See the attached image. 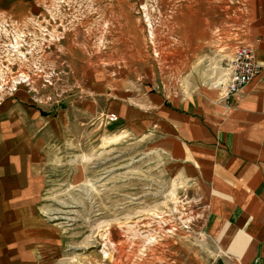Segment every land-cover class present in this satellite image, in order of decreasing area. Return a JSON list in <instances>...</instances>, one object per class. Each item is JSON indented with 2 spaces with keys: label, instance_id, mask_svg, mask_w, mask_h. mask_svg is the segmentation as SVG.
Segmentation results:
<instances>
[{
  "label": "rangeland",
  "instance_id": "1",
  "mask_svg": "<svg viewBox=\"0 0 264 264\" xmlns=\"http://www.w3.org/2000/svg\"><path fill=\"white\" fill-rule=\"evenodd\" d=\"M248 2L0 0V264H210L203 193L120 113L223 86Z\"/></svg>",
  "mask_w": 264,
  "mask_h": 264
},
{
  "label": "crops",
  "instance_id": "2",
  "mask_svg": "<svg viewBox=\"0 0 264 264\" xmlns=\"http://www.w3.org/2000/svg\"><path fill=\"white\" fill-rule=\"evenodd\" d=\"M247 8L229 58L240 44L254 49L261 69L250 83L228 98L226 83L187 95L134 86L120 113L127 132L154 137L181 178L203 193L215 244L210 264H264V0Z\"/></svg>",
  "mask_w": 264,
  "mask_h": 264
},
{
  "label": "built area",
  "instance_id": "3",
  "mask_svg": "<svg viewBox=\"0 0 264 264\" xmlns=\"http://www.w3.org/2000/svg\"><path fill=\"white\" fill-rule=\"evenodd\" d=\"M226 69L225 98H228L250 83L259 73L261 65L254 49L249 45L240 44L228 59ZM112 119H116L114 114L110 115V120Z\"/></svg>",
  "mask_w": 264,
  "mask_h": 264
}]
</instances>
